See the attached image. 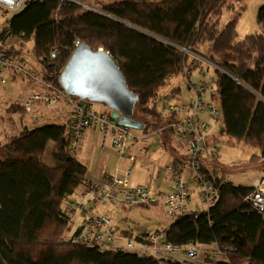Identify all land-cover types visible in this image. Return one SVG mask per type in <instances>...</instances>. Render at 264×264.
<instances>
[{"label": "trees", "instance_id": "16d2710c", "mask_svg": "<svg viewBox=\"0 0 264 264\" xmlns=\"http://www.w3.org/2000/svg\"><path fill=\"white\" fill-rule=\"evenodd\" d=\"M227 1L94 0L89 8L86 0H28L0 27V50L58 87L76 40L109 52L138 96L133 118L144 124L143 132L175 120L158 109L161 89L204 63L213 68L218 89L212 99L220 109V133L259 151L251 161L264 180V35L240 41V15L220 29ZM235 1L243 5L248 0ZM257 21L264 28V5ZM10 39H17L19 47L8 46ZM28 44L31 62L22 58ZM19 75L13 73L11 80ZM27 110L16 103L7 112ZM106 114L111 118L110 110ZM70 132L71 124H52L21 131L0 145V264H181L73 243L79 222L64 200L82 188L87 168L70 150ZM50 143L55 148L48 165L44 158ZM201 174L215 198L206 209L175 219L167 228L168 242L217 244L229 259L219 264H264V218L247 200L253 186L235 185L202 162Z\"/></svg>", "mask_w": 264, "mask_h": 264}, {"label": "built area", "instance_id": "2783aa9c", "mask_svg": "<svg viewBox=\"0 0 264 264\" xmlns=\"http://www.w3.org/2000/svg\"><path fill=\"white\" fill-rule=\"evenodd\" d=\"M28 0H0V8L16 10L22 8ZM64 1V0H61ZM83 44L80 40L74 43L76 51ZM55 57V51L52 52ZM206 62V60H204ZM13 73L23 74L41 85L42 90L28 96L24 102L26 108L35 103H41L45 108L52 109L59 102H67L73 110L70 132V150L76 153L79 150L82 138L92 128L103 134L104 144L108 137L112 141L110 148L121 159L134 163L136 158L129 151V143L135 138L130 128L120 126L118 121L109 118L106 113L95 112L90 105L69 96L62 87L46 82L42 78L33 76L26 70L16 56L0 50V97L5 92ZM186 78L190 72H184ZM195 98L188 105L173 103L178 96L172 95L167 100L168 110L175 115V120L162 128L172 129L176 136L188 142L186 162L182 165H171L167 168L170 174V188L167 192L157 194L146 186H131L132 166L126 168L122 174L106 176L102 179L86 177L82 188L77 194L65 198L64 204L72 212V218L78 220L77 233L72 237L73 243L82 247L106 252L124 250L137 254L141 258L165 259L178 253L185 254L191 261L203 254L206 260L229 262L225 250L217 244H206L207 249H201L197 244L186 247L174 245L167 240V229L138 238H126L121 241L113 226V219L106 214L97 212L103 206H160L168 219L175 220L188 216L191 213V189L187 182V173L193 174V180L201 188L200 202L209 207L215 198V189L201 174V162L206 157H216L219 148L209 145V137L213 125H218L220 109L213 100L205 102L203 97L213 96L218 89L213 79L211 82L202 81L199 84H190ZM172 100V101H171ZM199 113L206 114L211 123L199 119ZM253 193L247 200L264 218V180L258 179L253 184ZM81 219V220H80ZM249 264V263H247Z\"/></svg>", "mask_w": 264, "mask_h": 264}, {"label": "rangeland", "instance_id": "374dc122", "mask_svg": "<svg viewBox=\"0 0 264 264\" xmlns=\"http://www.w3.org/2000/svg\"><path fill=\"white\" fill-rule=\"evenodd\" d=\"M103 4H110L116 1L122 0H98ZM94 0H86L83 4L89 8H91L90 4L93 3ZM264 5V0H248L243 5H238L235 0H228L227 6H225L223 15L221 16L220 21V29L226 26L236 15L239 16V20L237 23V29L239 33V40H243L245 37L249 35L262 34L264 35V28L258 23L257 16L259 9ZM231 6V7H229ZM245 7V9H243ZM24 6L20 9L16 10H5L0 8V27L6 25V22L11 20L12 17L22 11ZM17 39H10L6 42L8 46L15 45L17 48L19 47ZM31 50L32 44H28L26 49L24 50V54L22 58H24L27 62H31ZM201 58V57H200ZM204 61V60H202ZM207 62V60H206ZM24 65L26 70L33 73L31 69L27 67L25 63L20 62ZM206 67L204 63H200L199 68ZM198 68V69H199ZM202 70V69H201ZM190 72V71H189ZM206 82H211L214 79L213 68H210V71H204ZM200 72H195L191 77V82L194 84H199V81L196 80V76ZM35 75V73H34ZM30 79V78H29ZM189 79V78H186ZM31 80V79H30ZM28 80L26 76L20 74L18 78L14 80H10L8 87L5 92L0 97V145L7 144L10 139L19 135L21 131L25 132L27 129H34L39 127H44L48 125H52L51 121L54 119L51 116L48 110L42 107L41 103H35L32 107L28 108L29 110L25 112H19L15 114H8L7 109L12 105L19 103L24 105V102L28 96L33 93L40 92L42 90L41 85H39L36 81ZM34 83H33V82ZM32 82V83H30ZM188 82V81H187ZM186 80L183 76H174L173 79L169 80V82L161 89L160 94L162 97L161 102L158 105V109L164 114V116H168L171 114L167 109L168 104L165 102L167 96H170L171 91L174 87L185 86ZM198 82V83H197ZM183 98H187V89H183ZM172 101V100H171ZM86 105H89L88 102H84ZM40 108V113L47 115V119L42 121L38 119V117L34 118L33 114L34 109L36 107ZM92 109L97 113H107V108L98 103H93L90 105ZM51 116V117H50ZM29 117L34 118L33 120H28ZM134 137L129 143V150L133 143H136L138 147L137 151H142L144 148L151 149L152 153L147 156L146 160H138L136 168L134 170H143L144 175L150 178L152 175V182L156 181L157 172L159 169L166 170L168 166L167 158L165 156H161V143L156 139L152 132L153 129H149L146 132L138 131L135 129H131ZM176 136V135H175ZM177 137V136H176ZM178 138V137H177ZM175 138V140L179 143L180 149L185 152L188 148V142L184 139ZM217 146L219 148V154L214 161V165H212V169L216 170L219 175L225 177L227 181L234 183L235 185H244V186H252V182L255 177H261L259 169L256 165L251 161L253 155H259V151L256 149L249 148L245 146L243 143H239L234 139H231L226 134H219L217 140ZM53 143H50L47 147L45 153V162L49 165L52 163L51 151ZM186 153V152H185ZM76 158H80V154L77 152L74 153ZM146 162H149V166H146ZM133 172V167H132ZM134 172L132 176L134 177ZM132 177V178H133ZM260 179V178H259ZM262 179V178H261ZM263 180V179H262ZM153 191V186L146 185ZM201 190V189H199ZM200 192V191H199ZM201 205V204H200ZM202 206V205H201ZM108 208V212H101L103 214L108 215L114 221V229L117 231H128L133 235H137L139 232L146 230L157 231L160 229L168 228L173 221L168 219L160 209L154 208L153 206H135V207H126L121 208ZM203 207V206H202ZM206 207H203V209ZM97 211H103V209H97ZM81 220V219H80ZM80 223V222H79ZM201 249H207L208 247L205 244L199 245ZM177 261L181 264H214L213 261L205 260L201 254L198 255L196 260L191 261L186 255L183 253H178L174 256Z\"/></svg>", "mask_w": 264, "mask_h": 264}, {"label": "crops", "instance_id": "0c3cea01", "mask_svg": "<svg viewBox=\"0 0 264 264\" xmlns=\"http://www.w3.org/2000/svg\"><path fill=\"white\" fill-rule=\"evenodd\" d=\"M205 70L210 71V68H208L207 66L206 67L203 66V68H199V69H196L194 71H190L189 79H186V77L184 76V73L181 74L180 76H183L184 79L186 80V82L187 81L188 82L186 83V85L184 87L180 86V85H179V87H174L171 91L170 96H167V98L165 100L166 101L169 100L170 97L172 95H174V96H178V99H177V101H172L173 103H178V104L182 103V104L188 105L190 103V101L195 98V94L192 91L191 86L188 83L194 84L190 80H191L192 75L195 72H200L196 76L197 78L195 81H199V83L202 81H205L204 80V78H205V72L204 71ZM186 71H188V70H186ZM213 77H214V75H213ZM171 79H173V78H171ZM183 89H187V98L186 99L183 98ZM203 99L205 102L213 100L212 97L209 95H206L205 97H203ZM42 107H44V106L42 105ZM44 109L48 110V112L51 113L50 115L54 117V119H52V121H51L52 124H56V125L71 124V121L73 118V110H72V107L67 102L61 101L52 109H48L45 107H44ZM167 109H168V107H167ZM34 112L36 113V114H33L34 118L38 117V119H40L42 121H45L47 119L46 113L44 115L41 114L40 108L38 106L34 109ZM198 117L202 121L211 123L210 118L204 113H199ZM34 118L29 117L28 120L30 121V120H33ZM167 125H165V126H167ZM162 128L163 127H161L159 130H153L154 132H152V133L154 134V136L157 137L156 139L159 141V143H161V150H162L161 156H165L167 158V162L169 163L167 168L171 165L185 164V162H186V153H185L186 150H185V152H183L180 149L179 143L175 140V138H177L178 136L177 137L175 136L176 134L174 133V131L172 129H169V130L166 129V130L162 131ZM220 131L221 130H220L218 125H216V124L213 125L212 133H211V136L209 137L210 144H215L217 146L216 143H217L219 134H221ZM103 138H104L103 134L96 128L90 129L88 132L85 133L84 137L82 138V141H81L79 150L77 151V154L78 153L80 154V158H78V160L87 168V173L84 176V180L86 177H91L94 179H102L106 176L115 175V174H117V172H120V174H122V172L126 168L132 166L133 172L135 174L134 177L132 176L133 178H131V186L132 187H134V186H146V185L153 186V188H154L153 192H155L157 194L167 192L169 190L171 182H170V174H169L167 168H166V170H162V169L158 170L157 178H156L155 182H152V179H151L152 175H150V178L148 179L146 174L144 175L143 170H137V171L134 170V167L136 168V166H137V161L138 160H146L147 156L152 153L151 149L144 148L143 151L145 153H143L142 151L141 152L137 151L139 146L137 147L136 143H133L131 145V148L129 151L132 155L135 156L136 160L134 163H131L128 160L121 159L120 157H118V155L114 152V150L112 148H110V144L112 141L111 137H108L105 144H104ZM54 148H55V145L52 147V151L54 150ZM216 157H210L209 156V157L204 158L202 160V165H206L207 167L212 169L213 168L212 165H214V161H215ZM146 166H149V162H146ZM259 178L261 179V177H255V179L252 182V186H253L254 182L256 180H258ZM187 182H188L189 187L191 189V199H192V203L190 206L191 212L202 211V210L206 209L207 207L203 206L200 202V199H199L200 193H201V190H199V189H201V188L193 180V174L191 171H189L187 173ZM200 204L206 208L203 209V207ZM112 207L118 208L115 206L107 205V206H103V207L99 208V209H103V211H100V212L97 211V212L105 213V212H108V211H106V210H108V208L110 209ZM153 207L160 209L161 212L164 214V210L160 206H153ZM121 208H124V207H121ZM172 221H174V220H172ZM113 224H114V221H113ZM115 230H116L118 236L120 237V240L123 241L126 238H138V236H142V235L147 236L150 233L157 232V231H160L162 229L157 230V231H150V230L143 231V230H145V229H143L136 236L133 235L131 232H128V231H119L118 232L116 228H115ZM201 255H202V257H204L203 254H201ZM165 259L177 261L174 256L173 257H166ZM204 259H205V257H204ZM220 261H222V259L214 261V264H219V263H221Z\"/></svg>", "mask_w": 264, "mask_h": 264}, {"label": "water", "instance_id": "95a60500", "mask_svg": "<svg viewBox=\"0 0 264 264\" xmlns=\"http://www.w3.org/2000/svg\"><path fill=\"white\" fill-rule=\"evenodd\" d=\"M62 89L81 102L98 103L111 111L120 126L142 131L144 124L134 120L138 96L129 90L125 77L109 52L80 46L59 77Z\"/></svg>", "mask_w": 264, "mask_h": 264}]
</instances>
